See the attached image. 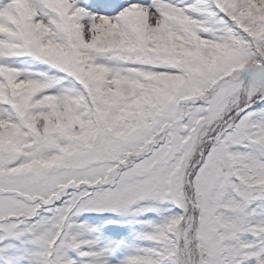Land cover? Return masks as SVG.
<instances>
[{
	"label": "snow or ice",
	"instance_id": "obj_1",
	"mask_svg": "<svg viewBox=\"0 0 264 264\" xmlns=\"http://www.w3.org/2000/svg\"><path fill=\"white\" fill-rule=\"evenodd\" d=\"M0 264H264V0H0Z\"/></svg>",
	"mask_w": 264,
	"mask_h": 264
}]
</instances>
